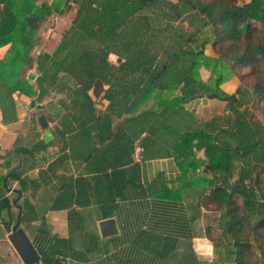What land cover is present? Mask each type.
Instances as JSON below:
<instances>
[{
  "label": "trees",
  "instance_id": "obj_1",
  "mask_svg": "<svg viewBox=\"0 0 264 264\" xmlns=\"http://www.w3.org/2000/svg\"><path fill=\"white\" fill-rule=\"evenodd\" d=\"M63 1L36 5V0H0V45L12 41L11 53L0 64V87L8 96L19 90L42 102L52 91H60L64 83L58 80L63 73L64 80L76 82L67 88L72 108L78 107V113L85 116L94 106L88 91L96 79L103 78L102 63L109 62L112 51L124 64L143 66L141 77L146 79L147 89L169 88V80L174 82L172 89L184 83L182 96L174 99L175 110L201 93L228 104L252 103L253 110L247 106L237 111L236 119L229 118L219 133L203 129L178 136L175 153L182 172L178 184L156 192L153 186L141 187L152 199V223L146 221L147 212L117 213L121 234L108 239L112 245H103L100 235L85 227L83 215L72 212L71 235H51L45 216L36 213L31 200L24 198L21 224L31 226L41 220L32 240L43 264H85L100 255L108 262L115 259L112 264H155V260L162 264L170 259H178L177 264H264V0L244 4L239 0H74L78 6L72 24L54 52L38 55L39 74L33 84L22 76L24 66H33L31 52L40 40L39 30L45 19L61 10ZM70 9L67 4L64 11ZM182 22L193 29L188 32ZM208 26L218 61L214 60L211 84L202 82L199 75L200 66L208 65L211 58L203 50L191 53L187 49L191 39ZM234 74L241 84L235 94H227L220 84ZM84 116L76 115L77 126L87 125L89 117ZM96 119L95 125H104L106 120L102 115ZM234 135L237 144L228 138ZM47 146L40 139L32 148H19L23 160L11 172L7 185L18 181L22 193L26 191L30 180L26 172L37 166L33 161L36 152ZM132 161L130 157L123 164ZM113 168L114 177L129 173L123 169L126 167ZM132 169L138 173V164ZM186 186L200 188L194 206L183 204L181 191ZM118 192L123 201L128 199L126 186ZM70 205V199L61 197L51 208ZM203 209L208 218L203 236L214 248L211 261H199L192 247L193 224ZM5 210L7 218L2 214ZM18 212L9 197L0 198V215L8 232ZM114 215L113 211L102 214L104 218ZM77 241L81 248L76 247ZM148 255L153 257L152 263L145 260Z\"/></svg>",
  "mask_w": 264,
  "mask_h": 264
},
{
  "label": "crops",
  "instance_id": "obj_2",
  "mask_svg": "<svg viewBox=\"0 0 264 264\" xmlns=\"http://www.w3.org/2000/svg\"><path fill=\"white\" fill-rule=\"evenodd\" d=\"M55 1L57 0H36L35 4L47 2L51 5ZM250 1L239 0V3ZM67 4L71 5V9L64 11ZM77 6L74 0H64L61 10L53 12L44 20L39 30L40 40L31 52L34 64L32 67L25 65L22 72V76L31 83L35 84L39 74L38 55L41 52H54L64 32L71 26ZM2 7L1 3L0 8ZM51 21L54 22V27H49ZM64 21H69L70 24L65 26ZM11 49L12 41L0 45V64L11 53ZM187 49L191 53L203 50L204 54L211 58L208 65L204 64L199 68L201 81L211 84L215 76L214 60L218 62L213 48L212 28L208 26L198 32L189 42ZM108 59V63H102L103 78L96 79L94 86L88 91L94 106L85 115L89 117L85 126H77V117L84 115L78 113V107L72 108L70 103L72 97L67 91L68 86H74L76 82L73 83L72 79L64 80L63 73H60L58 80V83H64L60 91H52L42 102L36 101V96L29 97L19 90L10 97L6 90L0 87V198L7 196L14 204L16 193L14 189H20L19 183L14 181L8 186L7 181L11 172L23 160L18 149L32 148L36 141L43 140L44 131L38 116L44 114L55 138L50 143L45 142L48 146L36 152V159L33 161H37V166L26 172L30 180L27 190L22 193L18 202L22 205L24 198H29L35 212L45 216L47 229L51 235L59 237L71 235L69 222L71 212L83 215L85 227L96 231L104 240L103 245L106 243L112 245L111 240H108L111 237L104 238L100 234L99 221L106 219L102 216L103 212L115 213L111 217L116 218L120 235L121 227L117 213L131 215L147 212L146 221L149 222L152 218V199L140 191L141 187L153 186V192H156L165 185L178 184L177 181L182 175L175 153L178 136L203 129L212 134L219 133L222 127L226 128L225 122L229 118L236 119L237 111H242L247 106L249 111L253 110L252 103L242 106L237 103L228 104L226 100L211 98L206 93L190 98L175 110L174 99L182 96L184 83L178 89H172L170 87L174 86V82L169 80V85L171 84L169 88L151 89L148 86L147 89L146 79L141 77L143 68L141 64L134 62L124 64L112 51ZM108 71L110 72L106 74ZM156 82L153 83L154 86ZM240 84L239 77L234 74L226 77L220 88L227 94H235ZM63 102L67 107H64ZM49 115H52V118H49ZM100 115L103 120L106 119L104 125H95V121L98 120L96 118ZM107 118L112 120L108 121ZM103 137L105 138L102 139ZM228 138L232 143H238L237 135ZM130 157L133 159L131 164L128 162L123 164ZM198 160L200 161V158ZM134 163L139 166L138 173L132 169ZM115 166L126 167L123 169L128 170V175L114 177ZM125 186L129 190V196L123 201L122 196H118V191ZM199 192L198 186H186L181 191L183 204L196 205ZM61 197L70 199L71 205L68 208H51L55 200ZM111 198L116 200L113 201ZM3 213L7 218V211ZM205 214L206 211L203 209L201 218L193 224L196 234L192 238V247L199 261H211L214 258L213 245L203 236L208 222ZM40 223L41 220H36L31 226L22 224L21 226L25 230L34 229L35 232ZM149 223H152V220ZM134 224L133 220L132 225ZM146 226L147 224H144L143 228ZM54 229L57 232L53 231ZM10 233L5 229L0 215V264H13L12 256L9 254L8 261L2 252L3 247L6 248V253L8 249L11 254L13 252ZM183 241L181 244H184ZM105 260L107 264L115 261L112 259L108 262L107 257ZM145 260L150 263L154 261L150 255ZM158 261L155 260V264H161ZM178 261L170 259L162 264H177Z\"/></svg>",
  "mask_w": 264,
  "mask_h": 264
},
{
  "label": "water",
  "instance_id": "obj_3",
  "mask_svg": "<svg viewBox=\"0 0 264 264\" xmlns=\"http://www.w3.org/2000/svg\"><path fill=\"white\" fill-rule=\"evenodd\" d=\"M38 121L44 131V142L50 143L54 140L55 136L49 125V121L44 114L38 116ZM14 191L17 193V196L14 199V204L19 208V212L17 221L12 226L9 239L25 264H43L39 250L27 234L26 230L21 226L22 205L18 201L22 196V190L15 188ZM99 230L101 236L104 238L118 235L119 227L116 218L110 217L99 221Z\"/></svg>",
  "mask_w": 264,
  "mask_h": 264
},
{
  "label": "rangeland",
  "instance_id": "obj_4",
  "mask_svg": "<svg viewBox=\"0 0 264 264\" xmlns=\"http://www.w3.org/2000/svg\"><path fill=\"white\" fill-rule=\"evenodd\" d=\"M75 3V2H74ZM70 18H71V16H70ZM64 23H65V26H68V24H70V22L69 21H64ZM49 27H54V22L53 21H51V22H49ZM63 25V24H62ZM181 26H184L185 27V29L188 31V32H190L192 29H193V27L192 26H190L187 22H182L181 23ZM64 29V28H63ZM64 31V30H63ZM207 221H208V218H207ZM90 224V223H89ZM36 226L38 225V224H35ZM91 225V224H90ZM53 231H56L57 232V230H53ZM26 232H27V234L29 235V237L31 238V239H33L34 238V229L33 230H26ZM78 244V245H77ZM77 244H75L76 245V247L77 248H81V245H80V243H78V241H77ZM8 246H9V244H8ZM180 251H182V249L180 250ZM2 252L4 253V257H6L7 256V259H8V256H9V254L12 256V263L13 264H24L21 260V258H20V256L18 255V253L16 252V250H15V248H13V252H12V254H11V252L9 251V249H8V252L6 253V248L5 247H3L2 248ZM102 255H100V256H97L96 258H93L92 260L93 261H91L90 263H87V264H107V260H105V258H103L104 256H102ZM10 259V258H9ZM9 259H8V261H9ZM10 263H11V261H10Z\"/></svg>",
  "mask_w": 264,
  "mask_h": 264
}]
</instances>
